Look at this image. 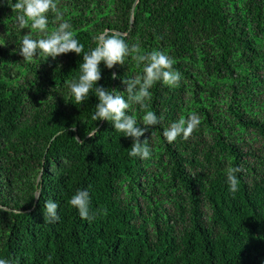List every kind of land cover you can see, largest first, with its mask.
I'll return each mask as SVG.
<instances>
[{"label": "trees", "instance_id": "16d2710c", "mask_svg": "<svg viewBox=\"0 0 264 264\" xmlns=\"http://www.w3.org/2000/svg\"><path fill=\"white\" fill-rule=\"evenodd\" d=\"M15 2L0 0V259L264 264V0H54L62 20L50 10L47 33L70 23L83 52L107 30L174 60L179 87L157 82L147 109L127 110L139 127L145 111L161 118L140 137L147 159L129 157L132 138L111 122L92 120L94 93L72 103L68 84L83 53L25 62L12 51L25 34L45 36L18 28ZM100 68L98 85L127 100L120 78L141 75L143 65L129 56ZM191 113L198 128L169 144L164 129ZM233 167L241 169L235 193L226 178ZM78 190L89 192L91 222L68 203ZM48 200L58 205L52 223L42 215Z\"/></svg>", "mask_w": 264, "mask_h": 264}, {"label": "clouds", "instance_id": "9594fccd", "mask_svg": "<svg viewBox=\"0 0 264 264\" xmlns=\"http://www.w3.org/2000/svg\"><path fill=\"white\" fill-rule=\"evenodd\" d=\"M9 4V3H8ZM13 12H16V23L20 30L30 28L45 33L44 38L34 39L31 34H25L19 42L18 48L13 52L23 57L25 62H31L34 57H41L46 61L49 57L56 59L61 54L74 52L82 55V62L79 64L80 75L78 79L68 84L72 103L79 105L89 98V94L94 93L98 98L95 105V112L92 115L93 121L106 120L112 123L118 133L125 137L132 138L129 157H139L140 159L150 158L151 152L148 147V139L141 141L146 131L152 126L160 124L161 118L154 111H145L141 123L144 127H139L134 116L128 115L127 110L133 104H138L141 109H147L146 101L151 99L150 89L157 83L162 82L169 88L179 87L182 79L181 73L174 69V60L162 51H151L142 53L139 44L131 47L125 42L122 34L105 30L94 37L96 46L89 52H83L84 45L74 38L71 31V24L63 21L58 23V27L50 34L47 33L49 23L47 13L51 10L55 13L56 20H62V14L57 10L54 0H17L14 4H9ZM136 62L137 66L143 65L141 75L134 78L122 77L121 82L127 87V100L117 94L115 89L108 90L102 85H98L101 77L100 64L112 69L116 64H125L126 57ZM113 79L118 78L116 73L111 74ZM67 102V101H66ZM140 123V124H141ZM201 121L196 113H191L188 119L180 118L164 129L163 136L171 144L178 137L188 140L193 131L198 128ZM239 167L227 169L226 178L229 191L235 193L238 188L236 173L240 172ZM38 198V196H37ZM72 207L78 209L82 219L91 222L95 214L90 211V196L87 190H78L68 202ZM58 205L52 200L45 202L42 215L46 223L58 221ZM0 264H9L7 260L0 259Z\"/></svg>", "mask_w": 264, "mask_h": 264}, {"label": "rangeland", "instance_id": "374dc122", "mask_svg": "<svg viewBox=\"0 0 264 264\" xmlns=\"http://www.w3.org/2000/svg\"><path fill=\"white\" fill-rule=\"evenodd\" d=\"M103 5H104V4H102V2L99 1L98 8L103 9ZM53 17H54L53 14H51V15L49 16L50 19H52ZM86 17H87V15L83 13L82 15L78 16L77 19L79 20V22H81V23L83 24L84 21H86V20H85Z\"/></svg>", "mask_w": 264, "mask_h": 264}, {"label": "water", "instance_id": "95a60500", "mask_svg": "<svg viewBox=\"0 0 264 264\" xmlns=\"http://www.w3.org/2000/svg\"><path fill=\"white\" fill-rule=\"evenodd\" d=\"M132 12H133V10H132ZM132 20H133V18L131 17V22H132ZM114 73H115V72H114ZM39 183H40V178H39L38 181H37V186L39 185ZM37 196H38V198H39V196H40V190H38V191L36 192V195H35V203H37V201H38Z\"/></svg>", "mask_w": 264, "mask_h": 264}]
</instances>
